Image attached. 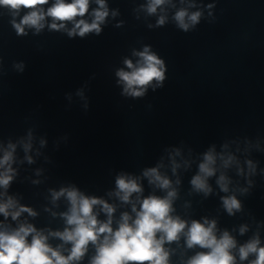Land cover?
<instances>
[{
	"label": "water",
	"instance_id": "1",
	"mask_svg": "<svg viewBox=\"0 0 264 264\" xmlns=\"http://www.w3.org/2000/svg\"><path fill=\"white\" fill-rule=\"evenodd\" d=\"M54 2L49 0L44 10ZM105 3L109 15L102 33L85 38L67 35L72 22L50 30L51 17L39 33L26 28L27 35L17 36L12 15L0 7V157L9 143L16 145V175L7 195L37 213H23L19 222L45 234L63 231L60 213L69 204L65 197L53 202L51 191L74 186L114 204L115 227L121 213L134 216L131 205L114 195L116 177H139L141 198L165 196L166 190L143 176L145 169L158 167L177 191L173 215L189 223L215 220L217 236L227 230L237 247L257 233L264 245V0H166L154 14L146 10L149 0ZM97 7L91 0L83 18L91 22ZM180 9L201 12L199 23L189 24L187 32L174 19ZM161 16L165 23L158 26ZM145 46L164 60L166 78L163 87L153 81L142 97H132L124 94L116 72L130 71L124 60L135 65L140 58L133 53ZM29 142L26 154L23 144ZM210 150L217 171L208 178L212 192L205 196L193 189L191 179ZM229 155L235 161L224 168L221 156ZM249 160L254 174H249ZM221 173L230 180L228 193L216 183ZM233 194L242 210L230 216L221 197ZM96 211L98 219H107L100 206ZM5 223L18 226L10 219ZM241 226L247 227L243 235ZM48 242L62 243L51 236ZM165 246L175 249L171 264L205 251L187 249L183 237ZM233 251L237 264H248ZM94 254L89 245L80 264H88Z\"/></svg>",
	"mask_w": 264,
	"mask_h": 264
},
{
	"label": "clouds",
	"instance_id": "2",
	"mask_svg": "<svg viewBox=\"0 0 264 264\" xmlns=\"http://www.w3.org/2000/svg\"><path fill=\"white\" fill-rule=\"evenodd\" d=\"M91 0H55L45 11L43 6L49 4V0H0V7L9 10L13 19L10 21L17 36H25L26 28L35 29L39 33L45 27L46 17H51L48 25L50 30L65 29L68 22L73 27L67 30L70 38L79 36L85 38L87 34L94 33L99 36L102 33L101 25L105 23L109 15L105 0H95L98 5L92 10L93 19L88 22L85 17L89 13ZM166 0H149L147 12L154 14L157 8L164 5ZM212 7V5H209ZM22 9H27L20 16ZM115 14V13H114ZM20 16L19 22L16 17ZM80 17V19H77ZM201 17L200 11L189 13L187 9L176 12L174 19L178 26L185 32L189 24L196 25ZM187 20V22H186ZM165 18L161 16L157 25L162 26ZM140 59L134 65L131 60L125 59L124 64L130 71L120 69L116 72L118 82L123 83L124 94L132 97H142L148 86L155 81V87H163L165 80V62L156 53L145 46L143 51L134 52ZM43 143V142H42ZM31 143H24L23 149L27 154L31 149ZM16 145L9 143L0 157V188L4 192L0 196L6 199L0 200V264H80L88 252L89 245L94 246L95 254L88 264H171L170 257L175 249L166 247L174 242L178 243L183 237L186 248H199L205 251H197L182 264H237V256L233 250L238 251L240 262L248 264H264V245L261 244L259 234H255L246 243L237 247L236 239L225 230L217 236L215 220L203 219L189 221L173 215V201L177 198V191L172 186V181L162 175L158 167L147 168L143 176L148 178L149 184L166 190L165 196L148 195L141 198L143 188L138 182L139 177L120 174L115 179L116 191L114 195L124 204L131 205V213L123 212L116 226L113 227L116 206L106 200L83 194L74 186L62 187L59 191L52 190V200L55 202L60 197H65L69 207L66 212L60 213L65 221L63 231L38 230L34 225L19 222L23 213L35 217L37 213L30 207L19 204L12 196L7 195V190L12 183L16 170L12 167L15 162L14 153ZM28 163H32V157L26 155ZM223 160V167L227 168L235 161V157L229 155ZM249 174L255 173V165L251 160L247 161ZM216 155L213 151L204 154L203 162L198 166V173L191 179V185L197 192H203L208 196L212 188L208 178L216 174ZM175 165L173 171H175ZM240 174L244 173L239 168ZM179 184V181H176ZM222 192H229V178L221 173L216 181ZM251 184V181H249ZM244 192L247 189L243 190ZM137 194L133 198V194ZM223 207L228 215L242 210V204L236 195L221 197ZM96 206H100L107 219H98L99 213ZM18 222L17 227H11L6 221ZM240 234L247 231L246 226H241ZM62 241L56 247L49 242V237ZM31 237V239H29ZM65 245H70L65 252ZM253 257L249 259V257Z\"/></svg>",
	"mask_w": 264,
	"mask_h": 264
}]
</instances>
